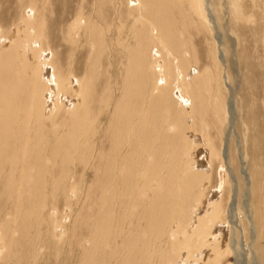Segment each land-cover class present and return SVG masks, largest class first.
I'll list each match as a JSON object with an SVG mask.
<instances>
[{
    "label": "rangeland",
    "instance_id": "rangeland-1",
    "mask_svg": "<svg viewBox=\"0 0 264 264\" xmlns=\"http://www.w3.org/2000/svg\"><path fill=\"white\" fill-rule=\"evenodd\" d=\"M198 4L0 0V264H264V0Z\"/></svg>",
    "mask_w": 264,
    "mask_h": 264
},
{
    "label": "bare ground",
    "instance_id": "bare-ground-1",
    "mask_svg": "<svg viewBox=\"0 0 264 264\" xmlns=\"http://www.w3.org/2000/svg\"><path fill=\"white\" fill-rule=\"evenodd\" d=\"M199 3V0H197V4ZM199 5V4H198ZM199 7V6H198ZM202 15V14H201ZM162 98V97H161ZM233 113V112H232ZM232 117V116H231Z\"/></svg>",
    "mask_w": 264,
    "mask_h": 264
}]
</instances>
